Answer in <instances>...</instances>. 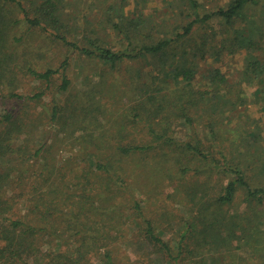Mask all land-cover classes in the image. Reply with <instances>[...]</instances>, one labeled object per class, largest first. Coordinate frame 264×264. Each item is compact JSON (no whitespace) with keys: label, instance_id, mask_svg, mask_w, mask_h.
Listing matches in <instances>:
<instances>
[{"label":"trees","instance_id":"trees-1","mask_svg":"<svg viewBox=\"0 0 264 264\" xmlns=\"http://www.w3.org/2000/svg\"><path fill=\"white\" fill-rule=\"evenodd\" d=\"M6 1L13 2L12 9ZM182 1L181 21L171 28L141 14L119 15L116 21L107 15L118 42L114 46L93 31L81 39L69 34L60 0H0V264H94L92 257L103 253L110 262L107 249L126 224L176 264L183 259L235 264L233 249L239 247L233 239L258 240L264 212L256 209L264 203V186L251 184L238 146L235 152L228 149L234 142L216 141L222 138L223 114L246 102L241 86L228 83L218 68L207 73L204 87L193 81L198 55L216 57L242 47L250 51L260 44L233 28L243 11L260 0H227L211 11L199 0ZM32 33L42 36L40 46L30 50L35 55L44 54L46 45H58L65 48L64 58L41 70L30 56L19 55L20 42ZM71 53L99 66L98 80H90L83 92L68 76ZM145 57L162 68L130 66ZM241 74L247 81L257 79L264 94V63L250 52ZM24 78L38 81L32 93L19 90ZM202 121L210 140L196 132ZM46 124L52 137L37 143L36 133ZM176 125L188 127L186 139L176 137ZM60 132L71 139L70 147L62 148L70 153L61 159L54 147ZM148 156L154 177L196 206L182 222L173 248L155 233L138 200L129 201L125 210L115 205L116 191L138 185L127 169ZM207 171L220 182L210 197L200 183ZM235 202H246L250 217L246 210L232 211Z\"/></svg>","mask_w":264,"mask_h":264},{"label":"rangeland","instance_id":"rangeland-1","mask_svg":"<svg viewBox=\"0 0 264 264\" xmlns=\"http://www.w3.org/2000/svg\"><path fill=\"white\" fill-rule=\"evenodd\" d=\"M23 2L25 0H22ZM28 1V0H26ZM60 10L63 22L67 24V30L70 31L73 37L81 39L83 35L90 31L96 32L101 37L108 41L109 44L117 46L118 42L115 35L110 29L111 22L108 21L107 15H111V19L119 15H125L128 18L141 14L143 17L150 19L155 24L167 25L166 28H171L172 23L176 24L181 21L179 10L184 7L182 0H60ZM227 0H199L205 9L211 11L214 7L223 5ZM10 4L12 9L13 2L6 1ZM110 5L112 9L109 10ZM15 14V11H12ZM233 26L238 29L241 34L256 39L260 44L251 47L250 51L247 47L239 48L233 53L222 52L220 56H213L210 52H204L196 57L197 67L194 79L196 87H204L207 73L218 68L223 73L228 83L238 84L241 86L242 95L246 102L241 105L232 107L229 111L223 114V127L219 132L222 138H218V143L230 144L234 142V146H230L232 152L237 148L238 158L244 163L247 176L253 186H264V94L259 92L258 80L247 81L245 76L241 74L244 68L245 55L250 52L254 57L258 58L260 62L264 63V0H260L257 4L251 5L243 11ZM116 21V19L114 20ZM213 22H216L213 20ZM20 30V29H19ZM24 30V29H22ZM17 33V29L14 31ZM41 37L38 33H32L28 39L20 42L19 55L22 57H31V62H35L38 69L43 70V67L50 64L57 65L64 57L65 48L61 46L46 45L43 48L44 54L30 51L41 44ZM29 43L28 45H24ZM25 48V49H24ZM25 52V54H24ZM45 55V57H44ZM72 60L69 66L68 76L71 78V85L75 86L76 91H84L90 80H98L99 66L83 62L77 58L74 53L70 54ZM34 60V61H33ZM154 63V64H153ZM130 66L140 67L148 71L154 69L159 71L162 67L157 64L156 60L147 57L130 63ZM24 86L19 90L24 94L32 93L38 81L30 78L23 79ZM166 80H169L166 78ZM173 83H170L172 86ZM72 89V86H71ZM1 91V89H0ZM6 92L7 90H3ZM2 92H0V113L3 110ZM216 98V94L213 95ZM82 99V94L79 95ZM104 100V99H103ZM84 103V102H83ZM83 113V111H82ZM92 116L93 112L85 114ZM89 116V117H90ZM82 117V118H84ZM44 129L46 134H44ZM203 121L201 122L197 134L201 136L203 141L210 140L208 133L203 129ZM188 127L175 126V135L179 139H186L188 137ZM52 132V131H51ZM63 132V131H62ZM50 124L41 126V130L36 133V142L38 139H51ZM71 139H64L63 133H58V140L54 143L59 159L69 154L70 152H62L63 147H70ZM211 143L207 142L206 144ZM212 143H216L212 141ZM65 149V148H64ZM71 150V149H70ZM137 159H144L139 157ZM151 157L148 156L143 161V164L133 163L131 168L127 169L128 174L137 180L138 185L130 186V190H119L114 195L117 201L116 206H120L124 210L128 206L129 201L138 200L142 207L144 214L151 218L155 233L168 241L171 247L176 246L178 240V233L182 222L190 217L189 210L195 211L196 206L185 198L183 193L171 194L168 183H164L160 178H155L156 171L154 170ZM145 167H149V171ZM172 170H175L174 168ZM200 183L207 187V195L212 196L218 189L219 176L209 171L203 173ZM128 181V180H127ZM130 182V181H128ZM115 191V189H114ZM235 202L231 210L241 213L247 210L248 204L246 202ZM118 208V207H117ZM256 212H264V203L261 206L257 205ZM129 213V212H127ZM127 213L123 219L127 220ZM195 213V212H194ZM193 213V214H194ZM248 217H250L248 211ZM260 232L255 234L258 240H251L249 243H244L233 239V245H238L239 248L233 249L235 257V264L239 259V264H264V213L260 217ZM257 223L253 219L252 223ZM126 229L121 233L116 241H113L109 246V254L112 257L111 261L107 262V257L103 254H96L92 257L94 264H176L168 260L164 253L159 250L150 248L148 242L136 233H133V227L130 224L124 226ZM253 232V229H252ZM249 238V237H248ZM103 251V250H102ZM221 259V258H220ZM219 259V260H220ZM218 260V262H219ZM182 261L179 259L178 262ZM183 264H190L187 260ZM221 261V260H220ZM225 264H228L226 262Z\"/></svg>","mask_w":264,"mask_h":264}]
</instances>
